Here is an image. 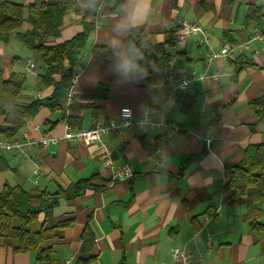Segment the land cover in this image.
I'll list each match as a JSON object with an SVG mask.
<instances>
[{
  "label": "crops",
  "instance_id": "1",
  "mask_svg": "<svg viewBox=\"0 0 264 264\" xmlns=\"http://www.w3.org/2000/svg\"><path fill=\"white\" fill-rule=\"evenodd\" d=\"M1 1L28 7L35 0ZM259 7L263 19L254 12ZM27 17L26 9L24 23L14 37L11 35L7 43L0 41L3 78L15 74L25 79L24 87V62L34 63L28 54L30 49L18 37L32 29ZM175 18L200 24L208 32L209 45L217 49L225 43L245 40L264 24V0H159L155 21L149 28L154 46L172 35ZM85 23L93 20L79 15L77 9L65 17L60 37L48 41H68L84 30ZM198 39L190 37L176 52L173 37L167 46L170 55L177 54L178 80L191 70L204 69L198 59L205 48L198 45ZM102 42L103 36L94 28L76 70L73 101L69 103L66 98L57 112L40 108L23 131L37 138V127L44 132L46 121L57 122L48 134L62 136L66 122L72 129H90L116 118L124 107L131 108L135 117L142 116L147 107L154 113L158 111L167 92L163 67L153 70V87H148L144 79L120 84L109 70V59L93 53L95 46H103ZM217 71L222 72L218 80L208 78L178 95L169 121L182 131L160 148L157 160L143 147L141 139L146 135L156 138L162 132L130 128L110 136L116 164L131 166L135 174L132 181L111 183L97 153L83 144L61 142L49 150L33 146L25 160L0 152L9 164L0 172V191L8 184L33 195L43 191L55 194L80 181L89 184L76 199L62 198L46 222L48 226L68 223L59 232L60 237L48 243L53 245L59 264H67V260L75 264L86 256L81 235L88 224L96 239L93 255L97 259L92 264H172L170 249L187 244L196 232L199 241L208 232L213 237L214 250L202 264H264V241L255 243L242 219L245 208L230 207L227 200L232 190L225 189L229 181L227 168L242 159L248 146L264 144V119H258L250 107V102L264 97V52L253 44L235 64L217 60L207 75ZM62 74L58 71L50 78L58 80ZM43 76L36 78L35 95L22 91L26 97L33 96L29 103L52 95L53 86L40 81ZM37 167L41 176L35 184L33 172ZM209 215L213 217L205 226ZM34 263V253H14L0 243V264Z\"/></svg>",
  "mask_w": 264,
  "mask_h": 264
},
{
  "label": "trees",
  "instance_id": "2",
  "mask_svg": "<svg viewBox=\"0 0 264 264\" xmlns=\"http://www.w3.org/2000/svg\"><path fill=\"white\" fill-rule=\"evenodd\" d=\"M26 9L27 21L32 29L19 33L18 37L28 49L40 56L47 68L46 76L41 77L40 81L53 86V93L50 97L20 104L18 98L22 94L25 79L12 74L5 80L3 71L0 70V138H15L23 132L42 107L48 108L51 112L62 109L72 86L73 76L82 60V53L87 47L90 33L95 28L93 23H85L84 30L72 39L51 44L48 40H56L60 37L65 17L76 12V0H35L28 7L1 1L0 41L7 43L12 33L22 27ZM254 12H258L263 19L260 7L254 8ZM262 28L264 24L257 30ZM173 36L172 33L162 44L153 46L148 54V59L154 61L158 67H164L170 57L167 46L171 43ZM93 53L96 56L108 58L104 46H95ZM238 58L231 61V64L237 63ZM58 71H62L63 74L58 80H52L51 75ZM144 80L148 87H153L154 77L151 68ZM250 107L258 119H264V97L250 102ZM56 123L46 121L44 133L52 131ZM169 141L168 132L156 138L146 135L141 139L143 147L156 160L160 148ZM8 168V161L0 157V172ZM227 169L229 181L225 189L232 190L227 203L232 208L239 206L245 208L242 219L255 243H262L264 241V224L261 222L264 217V144L248 146L242 159ZM88 185L86 181H80L67 189L58 190L55 194L43 191L33 195L22 187L6 184L0 191V243L12 249L14 253H34V264H59L54 256L53 245L48 243L58 239L59 232L68 223L59 222L54 226H48L46 222L62 198L76 199L83 194ZM42 217L43 220L40 221ZM81 241L82 252L86 256L80 258L75 264H92L97 259V256L93 255L96 239L89 224L82 232Z\"/></svg>",
  "mask_w": 264,
  "mask_h": 264
},
{
  "label": "built area",
  "instance_id": "3",
  "mask_svg": "<svg viewBox=\"0 0 264 264\" xmlns=\"http://www.w3.org/2000/svg\"><path fill=\"white\" fill-rule=\"evenodd\" d=\"M93 24L96 28L94 21ZM172 33L174 34L172 48L175 52L183 49L190 37L197 36L199 38L198 45L205 48V50L202 51L198 60L204 63V69L202 72L191 70L178 80L175 73L177 54H171L163 67V78L167 86V92L163 104L156 113L152 111L151 107H147L142 116L135 117L131 108L124 107L116 118H112L108 122H99L90 129H72L66 122L62 136L41 132L40 127H37L36 130L40 131L37 138L32 137L29 132L25 131L19 133L13 139L0 138V152L25 160L29 158L28 150L33 146L49 150L51 146L58 145L61 142L83 144L97 153L101 167L109 173L111 183L132 181L135 174L131 166L129 164H116L114 148L109 140L112 134H122L130 128H139L144 131L154 129L162 133L168 132L170 138L179 134L182 129L169 121V113L180 93L208 78L218 80L222 75L221 71L215 72L213 76H208L207 70L219 59L231 62L248 51L253 44H258L260 51L264 52V28L251 31L245 40L225 43L217 49L209 45L208 32L196 22L175 18ZM25 65L28 72H33L37 68L36 64L32 62H27ZM77 77L76 72L67 94L69 103L73 101V86ZM33 176V182L37 184L41 176L39 167L34 170ZM212 217V215L207 216L205 226ZM198 237L199 232H196L187 244L170 249L172 264H202L204 262L205 258L214 250L213 237L210 232L207 233L203 241H199ZM199 244H202L203 248L198 247ZM66 263H71V260H67Z\"/></svg>",
  "mask_w": 264,
  "mask_h": 264
},
{
  "label": "clouds",
  "instance_id": "4",
  "mask_svg": "<svg viewBox=\"0 0 264 264\" xmlns=\"http://www.w3.org/2000/svg\"><path fill=\"white\" fill-rule=\"evenodd\" d=\"M158 4L159 0H76L78 14L92 19L97 33L103 36L109 70L120 84L139 82L148 76L149 68L158 67L148 59L156 43L148 30Z\"/></svg>",
  "mask_w": 264,
  "mask_h": 264
},
{
  "label": "rangeland",
  "instance_id": "5",
  "mask_svg": "<svg viewBox=\"0 0 264 264\" xmlns=\"http://www.w3.org/2000/svg\"><path fill=\"white\" fill-rule=\"evenodd\" d=\"M15 33L16 32H14L12 34L13 35L12 37H14ZM15 42L23 50H27V49H25V47L18 40L15 39ZM28 54H30L29 55L30 58L34 61V63L36 64V67H37L33 72H28V71L25 72V70H24L26 78H27V81H26V85H25V87L23 89V92H24V94H27L29 96V95H35V91H36L35 81H36L37 76H43V75L46 74L47 71H46V67L42 63V60H41L39 55L33 53L30 50H28ZM27 62H30V61H25L24 63H27ZM24 67H25V65H24ZM21 69H24V68L21 67ZM23 92L18 98V103H20V104L29 103L30 99H32L33 96L32 97H26V96H24ZM261 222L263 223L264 219ZM260 248L261 247L258 246V249H260Z\"/></svg>",
  "mask_w": 264,
  "mask_h": 264
}]
</instances>
